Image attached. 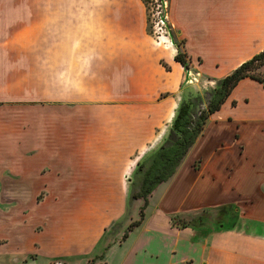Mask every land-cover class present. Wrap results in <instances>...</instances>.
<instances>
[{
	"label": "crops",
	"instance_id": "0c3cea01",
	"mask_svg": "<svg viewBox=\"0 0 264 264\" xmlns=\"http://www.w3.org/2000/svg\"><path fill=\"white\" fill-rule=\"evenodd\" d=\"M169 22L171 35L154 38L144 0H0V195L29 196L1 199L12 231L0 237L20 260L102 241L182 97L213 88L264 48V0H170ZM219 113L230 125L226 145L206 146L202 132L186 155L196 151L194 187L179 191L180 165L156 187L119 241L141 227L120 264H264V179L243 132L262 136L264 86L241 79L208 120ZM204 154L220 156L210 177ZM210 194L214 207L234 205L233 227L172 226L171 216L208 208ZM160 216L164 235L155 230Z\"/></svg>",
	"mask_w": 264,
	"mask_h": 264
},
{
	"label": "rangeland",
	"instance_id": "374dc122",
	"mask_svg": "<svg viewBox=\"0 0 264 264\" xmlns=\"http://www.w3.org/2000/svg\"><path fill=\"white\" fill-rule=\"evenodd\" d=\"M148 2V0H145ZM171 35V31H170ZM259 71L261 73H264V66H262ZM201 81V80H200ZM203 81V80H202ZM204 92V89L202 90ZM222 113H219L217 117H211L209 120H207L204 130H203V137L205 140L208 141V144L206 146H216L217 143L222 142L223 145H226L227 139L229 137L230 133V125L229 123L225 121H220L222 117ZM216 119V120H215ZM218 119V120H217ZM263 133L262 136H254L252 134V127H246V129H243L244 132V146H246V153L249 157V160L254 162L255 168L258 170V178L264 179V126H263ZM231 146L232 140L229 142ZM212 150V149H211ZM196 151H192L187 157L182 160L180 166L182 168L181 172V185L179 187V191H184L186 189H189L191 186L194 187V184L192 181L194 178V172L190 169V160H192V157ZM219 155L210 156L207 154L203 155V158L206 160L205 165V172L207 173V176L214 175L216 169H220L222 165L218 164L217 161ZM202 158V159H203ZM209 158V159H208ZM198 165V162L195 161L193 166ZM193 178V179H192ZM201 185V184H200ZM199 185V186H200ZM200 187L205 188V185H201ZM177 191L172 199V202L170 204V209H174L173 207H176L177 200L180 197V192ZM250 191V190H249ZM252 193V191H250ZM210 194V199L207 197L206 202H208L206 205L209 207L203 210H200L199 212H193L191 215H184L182 216H171V224L172 220L178 217L181 218H192L197 215L203 214L206 212L207 215V223L208 225H211L213 228H217L218 224L215 221V217L218 213L219 207H214V203L217 202L214 195ZM27 195H7L3 194L0 195V235L3 236H9L12 229L8 228V223L10 220V212L6 209L5 206H2L1 199H17L23 201L28 200ZM45 196L39 195L36 196V201L40 202L44 199ZM157 200H154L152 204L149 206V215H151L150 219L155 218L157 216H154V205ZM114 202V200H113ZM142 201H140L139 205H141ZM217 204V203H215ZM138 201L136 199H132L129 194L126 201V206L124 208L123 213L115 220L113 221L107 228V230L104 233V238L102 241H97L94 244L90 245V242L81 244V247L78 246L77 250L79 249V252L75 253H65L63 256L61 255H54L55 252L44 249L38 254H29L25 259L21 258L20 260V254L17 252L18 250H11L9 243L10 240L7 242V239L5 237H0V264H120L124 254L128 252L131 245L134 242V239L138 235H142L143 232L140 231L139 227L132 233H130L129 238L127 240L121 241V245H119V241L123 238L124 233H128V225L131 221H134L135 219H139L138 216V210H139ZM214 207V208H212ZM206 210V211H204ZM183 215V214H180ZM132 219V220H131ZM159 219V227H155V230L158 232V234L164 235L167 234V228H166V216L162 217L160 216ZM186 220V219H184ZM172 226H174L172 224ZM192 228V227H191ZM24 235V234H23ZM26 236V235H24ZM16 241H13L15 243ZM12 248V247H11ZM25 251V250H21ZM104 255L103 258H98V256L95 255ZM55 256V257H54Z\"/></svg>",
	"mask_w": 264,
	"mask_h": 264
},
{
	"label": "trees",
	"instance_id": "16d2710c",
	"mask_svg": "<svg viewBox=\"0 0 264 264\" xmlns=\"http://www.w3.org/2000/svg\"><path fill=\"white\" fill-rule=\"evenodd\" d=\"M174 58L188 68L186 53L178 50ZM262 66H264V48L217 80L213 88L201 93L190 92L182 97L165 137L152 152L137 163L132 173V191L129 196L132 199L142 198L143 204L139 209V219L129 223L128 231L140 224L149 196L159 184L168 180L176 172L190 148L202 134L209 116L221 107L234 86L245 77L254 79L264 86V73L259 71ZM217 211L215 221L218 227L234 226L237 220L234 205H223ZM206 218L207 215L204 212L192 218H175L172 224L178 228H197L207 223ZM126 235L127 232L124 233L123 238Z\"/></svg>",
	"mask_w": 264,
	"mask_h": 264
},
{
	"label": "built area",
	"instance_id": "2783aa9c",
	"mask_svg": "<svg viewBox=\"0 0 264 264\" xmlns=\"http://www.w3.org/2000/svg\"><path fill=\"white\" fill-rule=\"evenodd\" d=\"M146 8L150 34L156 39L170 36V0H148Z\"/></svg>",
	"mask_w": 264,
	"mask_h": 264
},
{
	"label": "bare ground",
	"instance_id": "6f19581e",
	"mask_svg": "<svg viewBox=\"0 0 264 264\" xmlns=\"http://www.w3.org/2000/svg\"><path fill=\"white\" fill-rule=\"evenodd\" d=\"M174 114V113H173Z\"/></svg>",
	"mask_w": 264,
	"mask_h": 264
}]
</instances>
